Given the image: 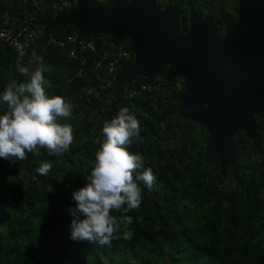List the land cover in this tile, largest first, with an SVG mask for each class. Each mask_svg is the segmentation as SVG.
<instances>
[{"label": "trees", "instance_id": "obj_1", "mask_svg": "<svg viewBox=\"0 0 264 264\" xmlns=\"http://www.w3.org/2000/svg\"><path fill=\"white\" fill-rule=\"evenodd\" d=\"M39 1L33 6L30 0H0V27L4 14L14 27L23 18H53L55 0ZM173 3L184 35L189 32L190 9L202 19L211 17L221 33L238 22V0H164L158 6L162 10ZM73 29L52 34L61 37ZM49 34L39 32L37 66L29 72L40 67L42 58L46 93L62 96L73 106L71 117L58 122H71L74 141L59 157L41 148L23 161L0 159V264H264V118L254 116L253 137L242 131L233 134V165L222 173L207 128L180 115L178 94L171 90L174 79L132 99L122 92L115 97L114 84L99 98L83 100L84 88L96 81L92 66L101 40L128 46L127 38L95 36L97 53L83 75L75 77L77 63L64 49L46 43ZM18 46L0 40V95L11 81L28 80L19 71L27 66L25 61L17 64ZM133 80L149 83L151 78ZM123 107L140 122L139 136L128 150L144 156V168L152 169L156 182L151 190L141 183L138 209L110 213L132 217L131 224L120 223L110 243L73 241L68 211L76 207L73 192L87 183L104 139V122ZM6 111L0 100V115ZM44 161L53 164L47 176L37 172Z\"/></svg>", "mask_w": 264, "mask_h": 264}, {"label": "water", "instance_id": "obj_2", "mask_svg": "<svg viewBox=\"0 0 264 264\" xmlns=\"http://www.w3.org/2000/svg\"><path fill=\"white\" fill-rule=\"evenodd\" d=\"M98 10L87 0L43 19L46 32L67 26L83 35L128 39L133 60L120 67L114 96L135 77L165 72L181 77L180 115L204 125L221 172L233 165L230 139L236 131L253 137L254 116L264 118V0H238V22L220 35L211 17L189 11V32L182 34L177 4L162 10L155 0H118ZM206 105V107H205Z\"/></svg>", "mask_w": 264, "mask_h": 264}, {"label": "clouds", "instance_id": "obj_3", "mask_svg": "<svg viewBox=\"0 0 264 264\" xmlns=\"http://www.w3.org/2000/svg\"><path fill=\"white\" fill-rule=\"evenodd\" d=\"M38 62L40 67L34 71L19 70L28 77L26 82L13 80L0 95L7 105V111L0 115V159L11 163L26 160L28 153L41 148L49 156H62L74 141L72 125L58 122V118L71 117L73 106L62 96L46 93L42 58ZM139 131L140 122L127 107L104 122V139L87 183L73 192L76 207L68 209L73 217L69 226L71 240L105 245L115 238L121 222L132 223L130 216L117 218L110 213L138 209L143 198L141 183L151 190L156 182L152 169L144 168V156L128 150ZM52 167L51 162L44 161L37 172L47 176Z\"/></svg>", "mask_w": 264, "mask_h": 264}, {"label": "built area", "instance_id": "obj_4", "mask_svg": "<svg viewBox=\"0 0 264 264\" xmlns=\"http://www.w3.org/2000/svg\"><path fill=\"white\" fill-rule=\"evenodd\" d=\"M29 0H20L27 3ZM74 0H56L55 9L57 12H64L73 7ZM118 0H92L99 7L108 6ZM33 6L39 5V0H30ZM0 40L9 47L19 45L17 53V64L21 65L25 61L27 68L37 66L35 44L39 33L30 27L29 19L23 18L18 27H14L9 22V16L4 14L1 18ZM46 43L64 49L69 59L77 63L75 77H81L87 67L91 56L97 53V39L95 36L83 35L75 29L61 37L53 34L47 36ZM102 49L99 50L98 57L94 60L92 72L95 76V83L87 85L83 90V100L90 102L100 95L110 90L115 84L120 73V67L132 62L133 54L124 42H115L107 39L101 40ZM167 82L163 74H155L149 83H137L132 80L129 84L121 88L122 96L125 99H132L136 95L152 90H159ZM184 80L181 77L175 78L171 90L178 95L184 91Z\"/></svg>", "mask_w": 264, "mask_h": 264}, {"label": "crops", "instance_id": "obj_5", "mask_svg": "<svg viewBox=\"0 0 264 264\" xmlns=\"http://www.w3.org/2000/svg\"><path fill=\"white\" fill-rule=\"evenodd\" d=\"M55 1H56V0H55ZM77 1H78V0H74V1H73V7H72L70 10H72V9L76 6ZM70 10H67V11H64V12H68V11H70ZM60 13H62V12H57V11H56V14L54 15V17H53V18H49V19H51V20L55 19V17H56L58 14H60ZM42 20H43V19H42ZM42 20L34 21V20L31 19V20H29V22H30L31 24H34L36 27H39V28L41 29V30H37L38 33H39V32H40L41 34H42V33H48L49 31H48V32L45 31V29H46V25H44V24H43V25H39V24H38V23L41 22ZM67 27H70V26H67ZM67 27H66V28H67ZM65 30H66V29H65ZM65 30H64V31H65ZM62 32H63V31H62ZM49 33H51V32H49ZM57 33H61V32H57Z\"/></svg>", "mask_w": 264, "mask_h": 264}, {"label": "rangeland", "instance_id": "obj_6", "mask_svg": "<svg viewBox=\"0 0 264 264\" xmlns=\"http://www.w3.org/2000/svg\"><path fill=\"white\" fill-rule=\"evenodd\" d=\"M88 1V4H89V7H91L92 9H95V10H98V8L96 7V6H94L93 4H91V1L90 0H87ZM164 2V0H159V2H158V4H162ZM157 4V3H156ZM157 4V5H158ZM189 11H191V9L189 10ZM220 33V35H222L223 34V32L221 33V32H219ZM67 119V118H66ZM66 123H70L71 124V122H69L68 120L66 121Z\"/></svg>", "mask_w": 264, "mask_h": 264}]
</instances>
